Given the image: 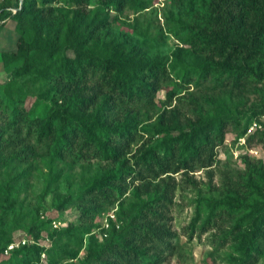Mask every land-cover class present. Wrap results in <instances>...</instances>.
<instances>
[{"label":"trees","instance_id":"obj_1","mask_svg":"<svg viewBox=\"0 0 264 264\" xmlns=\"http://www.w3.org/2000/svg\"><path fill=\"white\" fill-rule=\"evenodd\" d=\"M16 0L0 7V33L10 21L18 36L15 50L0 52L11 69V79L0 83V207L7 216L17 206L27 175L2 179L1 167L34 158L27 155L26 133L47 146L53 161L72 158L77 163L100 160L117 162L81 190L99 202L81 210L78 223L48 234L50 264L75 260L89 239L82 264H163L175 249L176 236L167 226L176 182L152 186L167 173L194 172L209 168L215 149L224 145L230 128H248L264 117V0H180L187 11L170 34L178 46L173 59H149L138 45L112 32L124 25L127 8L150 9L157 0ZM63 3V7L55 4ZM186 49L202 58L189 62ZM176 76L185 85L210 77L240 84L259 81L260 101L243 114L223 109L200 114L181 128L168 125L161 115L153 126H142L139 109ZM168 83V84H167ZM1 88L3 90L1 91ZM147 134L161 138L137 149L133 164L127 156ZM264 146V133L247 139ZM11 150V151H10ZM10 152L8 156L5 153ZM246 168L236 186L220 198H199L190 235L208 232L218 221L230 220L222 244L232 243L230 264H255L264 250V162L245 160ZM138 173L135 174V170ZM59 175L47 178L54 190ZM144 185L136 201L121 204L116 221H110L101 244L92 235L102 204L114 205L127 194L128 180ZM22 181V182H21ZM149 182V183H146ZM150 187L154 191H150ZM73 199L60 197L63 211ZM101 204V205H100ZM22 219L15 217L16 223ZM55 220L32 226L28 234ZM18 226V225H17ZM15 229L0 225V264H38L45 248L21 246L2 259L15 238Z\"/></svg>","mask_w":264,"mask_h":264},{"label":"rangeland","instance_id":"obj_2","mask_svg":"<svg viewBox=\"0 0 264 264\" xmlns=\"http://www.w3.org/2000/svg\"><path fill=\"white\" fill-rule=\"evenodd\" d=\"M10 12L16 13V0H0L3 4H10ZM22 0L20 1V5ZM63 7V3L55 4ZM187 11V4L180 0H157L150 9L136 12L127 8L123 11L124 25H115L112 32L121 38L128 39L134 45L140 46L143 53L149 59H173V52L178 46L169 29H175L176 23L183 13ZM5 22L0 21V25ZM18 36L12 23L8 21L0 33V52L8 49L15 50ZM188 55L185 58L189 62H201L202 58L194 52L186 49ZM11 79V69H6L0 60V83L5 84ZM169 83V84H168ZM164 88L160 89L150 104L143 103L139 111L140 123L143 126H153L158 118L163 115L168 125L181 128L189 121L198 118L200 114L215 113L216 111L228 109L237 114L249 112L259 101L258 92L263 85L256 80L247 79L240 84L231 81L218 80L210 77L206 81H198L185 85L174 75ZM3 88H1V91ZM259 127L252 133L241 135V129L231 127L226 134L224 145L215 149L214 162L209 168L196 169L194 172L167 173L152 181V186H164L170 179L176 182V190L172 197L170 213L168 214L167 226L175 234V249L166 253L163 264H230L229 256L233 252L232 243L222 244L223 234L228 231L232 222L221 220L208 232L197 231L190 235V224L194 219L195 210L199 198H220L230 187L236 186L244 174L245 160H262L264 162V146L259 143L258 138L254 140L251 147L247 139L255 134L264 133V117L257 119ZM251 127V126H250ZM249 129V128H248ZM24 145L28 147L27 155L33 149L35 157L29 161L16 164L5 163L1 167L2 179L9 175L25 173L27 177L22 179L24 188L19 196L17 206L7 216L3 214L0 207V225H9L17 231L15 238L23 237L29 241H35L45 251L41 255L38 264H50L47 250L53 242L48 234L53 230L65 229L70 224H77L82 209L93 206L94 198H86L81 190L92 181L101 177L104 170L117 168V162H104L100 160L77 163L72 158L66 161L51 159L45 144L39 143L33 133L23 135ZM161 136L160 139H162ZM159 138H153L147 134L143 135L128 154L133 159L137 149L145 144L156 143ZM159 139V140H160ZM11 151V150H10ZM10 152L5 153L8 156ZM138 173V169L135 170ZM59 175L54 184V190L47 189V178L50 175ZM21 181V182H22ZM149 183V182H146ZM144 183L127 182V194L114 205L102 204V213L94 220L92 235L97 239L96 244H101L106 239V231L110 228V221H116L117 211L121 204L127 206L136 201L135 192ZM151 192L154 188H149ZM70 196L73 201L67 208L59 211L57 201L60 197ZM100 204V205H101ZM22 219L14 222L15 217ZM50 219L55 220L41 228L39 236L28 234L32 226L41 225ZM59 226L56 228L54 224ZM109 223V228H105ZM18 225V226H17ZM15 242V241H13ZM31 245V244H30ZM89 239L85 241L84 248L75 260L59 262L61 264H82L86 255ZM2 259L12 253H6ZM44 255V256H43ZM255 264H264L263 255Z\"/></svg>","mask_w":264,"mask_h":264},{"label":"built area","instance_id":"obj_3","mask_svg":"<svg viewBox=\"0 0 264 264\" xmlns=\"http://www.w3.org/2000/svg\"><path fill=\"white\" fill-rule=\"evenodd\" d=\"M258 127H259L258 123H257V122H254V123L252 124V126L248 129V132H249V133H252V132H253L254 130H256ZM54 226H55L56 228L59 227V226L57 225V223H55ZM105 228H109V223H106ZM30 244H31V245H35V244L39 245V244L36 243L35 241H29V240H27V239H22V240H20V241L12 242V243L8 246L6 253H9V252H11V251H13V250H15V249H18V248L21 247V246H27V245H30ZM43 256H44V255H43ZM56 264H61V263H56Z\"/></svg>","mask_w":264,"mask_h":264}]
</instances>
